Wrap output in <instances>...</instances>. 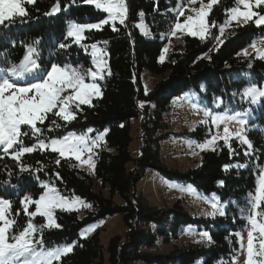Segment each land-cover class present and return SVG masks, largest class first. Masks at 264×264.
I'll return each mask as SVG.
<instances>
[{"label":"trees","instance_id":"1","mask_svg":"<svg viewBox=\"0 0 264 264\" xmlns=\"http://www.w3.org/2000/svg\"><path fill=\"white\" fill-rule=\"evenodd\" d=\"M169 0H125L127 18L125 24L115 23L116 31L110 24L102 29L85 32L84 46L98 43L106 54L105 78L98 80L102 95L92 99L91 106L81 105L71 123L49 114L41 125V139L48 141L67 132H84L87 128L104 131V140L95 150L94 175L100 183L95 189L93 178L76 167L71 158H61L48 148H37L25 153L19 161L0 151V198L11 202L7 213L21 230L29 216L22 201L25 196L37 199L43 192L42 183L54 186L64 196H78L90 207L83 212L55 209L54 217L62 227L44 228L45 247L61 243H73V251L62 257L60 264H105L98 232L85 237L80 230L87 224L102 218L120 214L127 227L123 237L112 236L106 247V264H131L144 260L157 264H193L199 257L203 264H233L232 256L237 249L236 233L246 227L245 217L250 209V194L256 186L257 165L264 161V140L259 130H249L248 137L252 153L244 154L242 146L230 139L231 149L219 141L213 149L202 151L197 165L181 171L166 167L161 161L160 148L166 135L163 113L176 98L189 102L194 98L208 104L217 101L227 105L229 111H245L249 105L240 99L241 90L250 83L264 82V59L252 53L245 56L243 49L257 36L264 34V25L257 26L253 20L248 23H231L218 43V24L223 22L227 11L236 0H218L209 12V34L206 38L191 35L179 36V42L164 61H158L165 39L146 38L136 27L139 13L153 29L164 21L162 9ZM59 3L60 11L53 13V6ZM28 16L23 21L0 26V68L17 64L27 46L36 49L34 56L38 63L49 68L52 64L71 63L78 68L89 69V55L66 37L65 29L69 19L77 22H95L103 16L93 5L83 0H35L26 4ZM264 13V7L257 8ZM171 19V17L169 18ZM173 20V19H172ZM61 44L68 47L61 48ZM146 68L160 76L146 89L141 71ZM154 111L148 115V103ZM140 120V151L132 157L129 151L130 119ZM61 125L51 126V120ZM25 132L28 127L22 128ZM105 130H107L105 132ZM201 140L198 130L190 133ZM25 146L37 142V137H23ZM60 160L57 164L56 161ZM22 167L25 170H21ZM146 169L157 171L172 181L195 186L204 194L216 193L228 200L225 214L212 220L211 243L208 246H187L175 248L168 254H154L141 250L142 246L153 243L154 234L150 221L156 222L157 233H164L163 211L143 202L136 196V184ZM175 215L181 219L174 225L192 222L179 203ZM35 205H28V212L35 211ZM32 219L36 226L45 225V217L37 215ZM200 221V220H195ZM206 222V220H202ZM208 222L210 220H207Z\"/></svg>","mask_w":264,"mask_h":264},{"label":"snow or ice","instance_id":"2","mask_svg":"<svg viewBox=\"0 0 264 264\" xmlns=\"http://www.w3.org/2000/svg\"><path fill=\"white\" fill-rule=\"evenodd\" d=\"M35 0H0V26L14 24L17 19L23 21L28 16L26 4H33ZM74 2V0H73ZM84 3L94 5L96 10H102L107 13V17L98 23L77 24L72 23L67 32V36L73 38V42L80 44L86 39L85 32L96 29L100 30L104 25L112 23L113 30L116 31L115 22L119 21L121 25L125 24L127 18V5L125 0H83ZM189 4H196L197 0H188ZM218 3V0H209L205 7L201 3L199 9L193 8L192 11L196 15H188L183 23L179 17L185 15L184 8L178 11L177 20L173 26L172 35H176L177 30H187L192 36H199L201 39L206 38L209 34V26L206 18L212 7ZM242 6V8L240 7ZM264 7V0H237V6L228 10L231 15L226 25L232 21L243 22L246 24L255 19L257 26L264 25V15L253 10V8ZM60 11L59 3L53 6L52 12ZM141 23L138 27L144 28L142 23L144 13H139ZM224 27L220 28L221 35ZM218 43H223L220 37H215ZM264 43V42H262ZM61 48L68 47L61 44ZM88 46H85L87 50ZM92 51V63L94 70L77 68L71 65L52 64L50 68L41 70L40 65L34 58L36 49L32 46L27 47V51L18 64H10L6 68H0V151L9 154L13 159L19 161L25 153H31L37 148H51V151L58 153L59 157H74L81 163L92 165L91 155L86 160H82L85 151L91 153L95 147H98L104 140L105 133H99L95 139H91L87 134L82 133L76 135L69 133L61 138H53L50 141L41 139L43 135L39 124H43L49 119V114L66 123H71L76 118V112L73 110L80 109L81 105L92 104L93 96L100 97L102 95L100 85L97 80L105 78V72L111 75L110 69L107 68V62L104 58V52L97 47V44L90 45ZM256 55L264 59V47H257L255 43L251 45ZM0 53V56H3ZM244 55L249 53L244 51ZM163 60V56L161 57ZM245 97H251L253 103L257 99L264 97V87L252 85L245 89ZM206 116L209 113H205ZM212 123L219 126L224 123V135L212 136L205 145L200 147H208L214 145L218 139H222L224 144L231 149L230 139L235 136L243 144L252 147L248 138L243 135V123L240 121L241 128L235 133L230 132L226 121L232 117H224L221 115H213ZM22 126L29 128L28 132L22 131ZM51 126L55 128L61 127L56 120H51ZM89 131H92L89 129ZM107 130H105L106 132ZM29 132L32 136L37 137V143L31 146H25L23 137L28 136ZM57 164L60 163L58 159ZM21 170H25L23 167ZM46 191L43 192L38 199L33 200L30 196H25L22 203L24 211L29 216L27 224L19 231H13L16 228L15 220H10L7 213L11 208V202L0 199V264H60L62 257L73 251L74 244L56 246L52 248L45 247L43 237L44 228L59 229L62 226L56 222L54 210L69 208L73 205L69 204L66 197H62L54 186L45 185ZM251 213L248 217L251 230L248 232V259L246 264H257L253 259V240L260 241L259 256H264V170L260 172L258 186L255 194H250ZM78 202V201H76ZM34 204L35 211L28 212V205ZM90 207V205H84ZM213 208L216 205L213 204ZM214 214V213H213ZM223 214V212H221ZM40 215L46 218V224L36 226L32 219ZM92 228L87 229L91 231ZM254 233H257L254 237ZM84 234V233H82ZM207 237V233L201 234ZM210 239V237H209Z\"/></svg>","mask_w":264,"mask_h":264},{"label":"rangeland","instance_id":"3","mask_svg":"<svg viewBox=\"0 0 264 264\" xmlns=\"http://www.w3.org/2000/svg\"><path fill=\"white\" fill-rule=\"evenodd\" d=\"M208 2L209 0H197V3L192 5L189 4L188 0H169L168 3L171 4H169L166 9L161 10V12L164 14V21L156 24L153 29L144 21V18L142 20V23L145 27L144 28L138 27L137 25L141 23V17L139 16V19L136 21V27L138 28L141 34H143L146 38L149 39H153V38L165 39L161 53L158 56V61H164L167 58L168 54L172 51L174 45L179 42V36L191 35L187 30H177L176 35L175 36L172 35L173 26L177 20L179 9L183 7L185 11V15L179 17L180 22L183 23L186 16L196 15V12L192 11L193 8L199 9L201 7V3H203V5L206 7ZM236 6H237V0L235 4L232 7H230L228 10ZM240 7L242 8V6ZM253 10L259 12L255 7L253 8ZM99 11L103 13V16L101 17L100 20L105 19L107 17V13H104L102 10ZM259 13L262 14L261 12ZM230 15L231 13L227 11V15L223 20V22L218 24L217 27L218 37H220V39L222 36L220 33L221 27H224V31H225L226 28L229 27L231 23L233 22L237 23L236 21H232L230 24L225 26L226 21H228L230 18ZM262 15H264V13ZM170 17L171 19H169ZM255 19H257V17H254L253 21H255ZM99 21H95V22L85 21L80 23L77 22V20L69 19L67 21L66 29H65L66 37L71 39V42L74 43L73 38L67 36V32L72 23L87 24V23H98ZM206 22L208 26H210L208 23V17L206 18ZM115 23H119V21H116ZM239 23L240 24L244 23L243 17L240 18ZM109 24L112 26L111 22ZM195 37H199V36H195ZM262 42H264V34L257 36L252 42H250L243 49V51L247 50L249 54L252 53L256 58H260L256 55L251 45L255 43L257 47H264V43ZM95 44H97V47L99 49H102L98 43ZM76 45L77 47L82 48L83 51L89 55L91 62L90 68L94 70L95 66L92 63V56H91L92 49L90 47V45L92 44H90L89 47H87V50H85L83 41L80 44H76ZM27 47L21 59L25 55L27 51ZM162 56H163V60H161ZM34 58L37 60L36 56H34ZM104 58L106 60V54L104 55ZM58 65L61 66L71 65L73 67H77L68 62ZM40 68L41 70L46 69L41 65ZM141 77L143 80L144 87L146 89H149L152 86V84L160 78V76L152 74L146 68L142 69ZM252 85H256L258 87H264V82L261 85L257 84L256 82L247 84L241 90L239 98L246 100L249 104L245 106V111H235V112L229 111L228 110L229 107L227 105L223 106L222 104H219L217 101L216 102L214 101L213 104H208L207 102L202 103L196 100L197 98H194L189 102L187 101L180 102L176 98H174L170 102L169 108L163 113L162 122L164 123L166 135L161 143V148H160L162 163L168 168H175L181 171H186L188 168L197 165L202 151L213 149L219 141L223 142L222 139H218L214 145L203 148L200 147L201 145H205L206 142L210 140L212 136H216L217 134H219V136L224 135L223 128L225 124L221 123L219 126L213 124L211 119L213 115L232 117V119L226 121L227 126L229 127V130L232 133H235L237 129H240L241 128L240 121H244L243 135H245L249 141L250 139L248 137V131L254 129L259 130L262 133L264 140V97L257 99V101L253 103L251 97H245L243 95L245 89H247ZM94 97L95 96H93V98ZM147 108H148V115L149 116L152 115L154 111L153 103L152 102L148 103ZM206 112L209 113L208 116L205 115ZM140 120L141 117L139 116L130 119L131 140L128 148L132 157H136L140 151V141H139ZM23 127H27V126H22V128ZM89 129H91L92 131H89ZM198 129L201 134L200 136L202 138L201 140L197 139L196 138L197 136H193L190 134L191 132ZM22 131L24 130L22 129ZM69 133H75L76 135L85 133L89 138L95 139L99 133H104V131H95L93 128L89 127L84 132L81 133L67 132L60 137H54V138H61L63 136L68 135ZM51 139H49L48 141H50ZM231 139H235L242 146V151L245 155L252 153V148H249L248 145L243 144L235 136H233ZM100 145L98 147H95L91 153L85 151L82 155V160H86L88 156L91 155L92 158L91 166L89 164H85V163H81L80 161H77L74 157H68V156L65 157L74 160V163L78 169L83 170L93 178L95 189L100 188V183L97 179H95V175H94L95 150L96 148H99ZM48 149L51 150V148ZM257 170L258 171L256 173V186L252 195L255 194L256 188L258 186L260 172L264 170V161L262 164L257 165ZM41 185L43 186V192H45L47 190L45 185L48 184L42 183ZM59 194L62 197H66L70 205H73V203L75 202L74 206L65 208L64 210H73L81 214L85 207L84 205L85 204L87 205V203L78 196H64L60 192ZM135 194L136 196H140L143 202L145 203H148L152 206H156L165 212L170 210V212L167 215L163 216L162 225L166 228L164 233H157L156 222L150 221L149 225L152 230V234L155 235L153 239V243L150 246H142L141 250L148 251L154 254H168L171 251H173L175 248L187 246L189 244H194L197 246H208L211 243V238L209 239L210 237L209 229L213 228L212 220H216L218 219V217L223 216L225 214V209L228 204V200L221 199L220 196L217 195L216 193L204 194L200 192L192 184L169 180L166 177L160 175L157 171H153L150 169H146L143 175L138 180L136 184ZM175 203H179L181 205L183 211L187 213L186 216L189 215V219L190 218L193 219L192 222H187V223L181 222L177 224V228L174 227V225L178 223V221L181 219L180 216L175 217L176 215L175 212L178 211V209L174 206ZM213 204L216 205V208H213ZM221 212H223V214H221ZM250 213H251V203H250L249 213L245 217L246 224L249 225L250 227L249 231L251 230V224L248 219ZM8 219L10 218L8 217ZM201 219L206 220V222L201 221ZM195 220H200V221H195ZM207 220L210 221L208 222ZM247 225L244 228V230H240L236 233L237 249L231 259L233 264H246L247 262L248 232H249L247 231V227H248ZM89 228H92V230L87 231V229ZM126 230L127 227L124 224L121 215L114 214L112 216L102 218L96 222L87 224L85 227H83L80 230V236L85 237L94 232H98L99 241L102 246L104 260L106 264L107 263L106 247L109 239L114 235H119L123 237L124 234L126 233ZM202 233H207L208 236L203 237L201 235ZM256 235L257 233H254V237H256ZM67 244H73V243H61L47 248H52ZM259 251H260V241L254 238L253 259L257 261V264H264V256H259L258 255ZM131 264H157V263H147L146 261L140 259V260H134L133 262H131ZM170 264H175V263H170ZM193 264H203V258L199 257Z\"/></svg>","mask_w":264,"mask_h":264},{"label":"built area","instance_id":"4","mask_svg":"<svg viewBox=\"0 0 264 264\" xmlns=\"http://www.w3.org/2000/svg\"><path fill=\"white\" fill-rule=\"evenodd\" d=\"M247 231H249V226L247 227Z\"/></svg>","mask_w":264,"mask_h":264},{"label":"bare ground","instance_id":"5","mask_svg":"<svg viewBox=\"0 0 264 264\" xmlns=\"http://www.w3.org/2000/svg\"><path fill=\"white\" fill-rule=\"evenodd\" d=\"M249 229H250V227H249Z\"/></svg>","mask_w":264,"mask_h":264}]
</instances>
